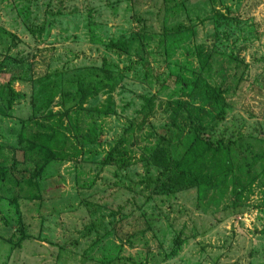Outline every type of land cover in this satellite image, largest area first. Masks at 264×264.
Instances as JSON below:
<instances>
[{"label":"rangeland","instance_id":"1","mask_svg":"<svg viewBox=\"0 0 264 264\" xmlns=\"http://www.w3.org/2000/svg\"><path fill=\"white\" fill-rule=\"evenodd\" d=\"M94 73L113 77L107 114L105 90L72 97ZM1 81L0 264H264V0H0ZM47 127L63 141L43 152ZM159 145L213 186L168 190Z\"/></svg>","mask_w":264,"mask_h":264},{"label":"trees","instance_id":"2","mask_svg":"<svg viewBox=\"0 0 264 264\" xmlns=\"http://www.w3.org/2000/svg\"><path fill=\"white\" fill-rule=\"evenodd\" d=\"M168 10L164 13H167L169 16L181 11L184 9V3L178 2L172 6H167ZM165 32H175L176 28H166L162 27ZM110 47L113 49H120L125 51L126 43L125 41L111 42ZM201 67L204 72H208V68L205 67V61L200 59ZM206 75V74H205ZM113 77L109 75L97 76L94 74H87L81 76L76 81L75 92L73 94V100L85 99V96L92 97L96 95L100 90H105V104L104 108L101 111L103 114L110 112L111 106V95L114 88ZM89 81H92V84L88 87H83V84H87ZM46 85L43 87L45 88ZM220 85L208 84L206 82H201L199 85H194L192 90L194 96L199 97L204 102H213L218 103L221 94L223 91L219 89ZM52 85L47 92H43V98L37 105V108L47 107L53 96ZM16 93L7 85V82H0V103L4 108H9L16 97ZM196 128V126H195ZM30 139L38 145L39 149L45 152L46 148H49L52 143L63 141V135L54 127H47L45 131L35 132L30 134ZM65 139V138H64ZM191 141L195 142V145L199 147L197 155L200 156L204 154L208 149L212 148L217 151L218 148H214L211 142L207 138H202L200 134H193L191 136ZM120 142L119 140L113 148L107 153V157L112 153L117 155V159L124 161L125 156L123 152L120 151ZM220 146H224L221 141H219ZM44 154L43 156H46ZM147 161L162 168V170L170 175L168 182V190H173L176 187H182L185 185L197 186L199 193L206 192L209 188L213 186L211 181V176L207 173L201 171H192L191 165L192 160L188 162L186 158L170 157L166 150L161 146H157L154 150L147 153ZM4 178L2 165L0 163V183H2Z\"/></svg>","mask_w":264,"mask_h":264}]
</instances>
